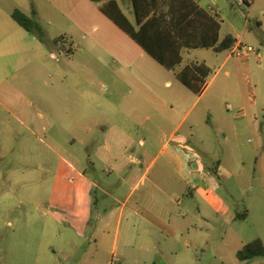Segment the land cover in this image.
<instances>
[{
    "label": "rangeland",
    "instance_id": "rangeland-1",
    "mask_svg": "<svg viewBox=\"0 0 264 264\" xmlns=\"http://www.w3.org/2000/svg\"><path fill=\"white\" fill-rule=\"evenodd\" d=\"M195 1L220 20L221 39L231 35L243 40L246 46L261 49L262 58L236 57L229 51L217 54L211 49L182 54V66L197 62L211 69L206 80L211 86L181 133L188 132L196 119L197 134L207 140L206 146L196 148L222 160L229 172L210 176L228 213L216 214L208 206V246L197 256H185L183 262L264 264V257L243 263L237 259L244 245L256 239L264 243V0ZM15 10L39 23L45 44L11 18ZM93 14V7L79 5V0H0V264H135L134 257H125L123 243L117 255L111 254L110 238L138 178L120 188L118 201L108 198L105 194L119 188L120 182L98 162V144L93 139L104 145L100 129L125 127L134 140L126 155L139 162L125 160L124 172L132 169L140 177L141 152L146 149L151 162L162 147L153 124L162 123L171 131L184 111L191 109L177 103L183 92L191 90L147 54L148 75L139 76L136 67L131 73L107 53L94 50L92 42L98 33L93 31ZM128 17L135 23L133 14ZM140 53L134 52V59ZM248 58L251 65H240ZM250 98L258 106L252 107ZM229 105L234 111H228ZM153 107L162 109L163 118L155 115ZM208 107L214 108V120L207 114ZM146 116L152 121L146 122ZM89 125L93 132L84 133L81 127ZM212 127L219 129L217 136ZM142 139H147L145 148ZM93 163H98L97 178ZM81 168L87 170L90 181L81 179ZM156 172L140 184L128 208L151 188ZM173 183L181 185L168 177L165 186ZM180 200L181 196L176 202ZM184 200L190 201L187 195ZM99 212L104 215L99 231L105 238L104 254L92 259L87 252L92 249L90 239ZM238 215L245 219H236ZM225 232L226 244L220 240ZM194 234L196 240L204 237ZM192 241L188 245L195 246Z\"/></svg>",
    "mask_w": 264,
    "mask_h": 264
},
{
    "label": "crops",
    "instance_id": "crops-1",
    "mask_svg": "<svg viewBox=\"0 0 264 264\" xmlns=\"http://www.w3.org/2000/svg\"><path fill=\"white\" fill-rule=\"evenodd\" d=\"M117 1L127 17L133 14L135 18L132 0ZM92 3L90 0H79V5H89L95 11V14L92 16L94 18L92 27L94 26L93 31L95 30L98 34L92 42L93 49L107 53V55L117 60L119 65L127 67L129 72L132 73L133 68L136 67L139 76H147L149 63L144 58L146 57V53L144 51L141 53L137 52L133 45L134 41L132 42L125 33L101 12L100 8L105 2L99 4L94 3L95 6ZM76 8H79V6ZM80 14L90 18L89 14L86 16L84 12H80ZM128 19L130 18L128 17ZM97 25L100 29H97ZM86 36H83L84 40L87 38ZM237 41L236 46L239 43L244 44L243 40L237 38ZM233 49L229 52L232 53ZM134 52L140 53L138 58L134 59ZM230 58L231 55L227 58V61ZM191 64L199 63H190L182 66V62L178 69L169 71H173L177 77L182 69ZM244 64L251 65L250 58L240 62V65L243 66ZM227 76H230V74L227 73ZM15 77L17 78L18 75ZM250 80L251 77L247 75V83ZM1 83L2 80H0ZM210 86V83H206L200 95H196L190 91L191 93L183 92L182 96H179L181 101L177 102L179 104L178 107L190 106L191 109L184 111L185 114L171 131H168L162 123L153 124V127L160 132V143H162V147L159 154L151 162L149 161L148 151L144 149L141 152L142 163L140 177H137L138 171L135 172L132 169L127 174L124 172L125 160H128L130 163L139 162L126 155L128 150L133 147L134 140L132 133H129L125 127L112 125L109 130L104 128L100 129V132L105 136L104 145L98 143L99 139H93V144H98L99 151L96 153L98 162L106 166L108 171L106 170L105 172L109 173L110 177L116 176L120 182L119 188H115L112 193L105 194L108 198L118 201L117 194L120 188L132 182L135 178H138V181L127 195L126 202L120 211L119 221L115 222L114 235L110 238L112 241L110 250L114 256L119 251V244L123 243L125 257H134L135 264H145L147 261H151V264H184L183 258L185 256H197L200 250L203 251L208 246V206L216 214L225 216L228 213V207L225 202L215 194V191L218 190L217 183L211 180L213 176L212 170H217L218 176L222 177L229 173L225 164L219 158L215 159L214 155L204 152L205 156H210L208 159L201 150L199 151L196 148V146L204 147L207 144L206 138L197 134L199 125L196 123V119L192 120L188 132L181 133V130L186 125L195 107L208 93ZM249 100L252 107L258 106L255 100L252 98ZM151 110L155 112L157 117L163 118L164 115L161 108L153 107ZM240 110L246 116L245 110L242 108ZM213 112L214 108L208 107L207 114L212 120L215 119ZM145 119L146 122L152 121L150 116H146ZM138 126L143 127V125ZM81 129L84 133L87 132V134L93 132V128L90 125L86 127L82 126ZM43 130L46 131V127ZM218 130L217 127L214 128L216 136ZM144 131L149 132L146 126ZM141 141L142 147L145 148L147 139H142ZM161 157L164 158L163 163L161 166L156 167ZM97 164L93 163L91 167L93 173H96L93 175L95 178L98 177ZM40 168L43 169L44 164H41ZM83 169L81 168L79 171L81 179L84 182L90 181L91 177L87 175V170ZM154 169H157V172L151 182V188L147 189L144 195L139 197L137 199L138 201H135L134 204L131 203L130 208H128L127 203L132 201L139 190L140 184L146 182V179H148V176H150ZM168 177L170 179H176L181 185L175 186V183H173L166 187ZM94 185L97 187V183H94ZM185 195L189 197V202L185 203ZM213 195L216 196L215 200L213 199ZM180 196L181 200L176 202V199ZM126 209L129 211V214L127 215L126 222H123ZM191 214L194 215L191 216ZM97 219L99 222L94 224L95 230L90 239L93 242L91 245L92 249L87 252V255L92 253V259H99L100 253L104 254V248L101 244L105 238H103L104 234L99 232L102 228L104 215L99 212ZM198 220L202 222H198ZM108 223L111 224V222ZM194 233H201L204 237L196 240V234ZM189 239L191 241L194 240L192 242L195 246L188 245ZM220 240L221 243L226 244L227 232H225L224 237L222 236ZM105 244H107V241Z\"/></svg>",
    "mask_w": 264,
    "mask_h": 264
},
{
    "label": "trees",
    "instance_id": "trees-1",
    "mask_svg": "<svg viewBox=\"0 0 264 264\" xmlns=\"http://www.w3.org/2000/svg\"><path fill=\"white\" fill-rule=\"evenodd\" d=\"M90 1L97 4L105 2L101 12L167 70H175L182 64L184 50L211 49L220 54L231 51L238 42L231 35L221 39L220 20L194 0H132L135 23L123 13L117 0ZM11 17L45 44L44 31L35 19L19 10H15ZM33 17H36L35 11ZM210 74L211 69L207 65L191 64L177 77L188 89L200 93ZM212 174L218 176L217 170H212ZM236 219L245 217L238 215ZM260 257H264V243L260 239L244 245L237 253V259L242 263Z\"/></svg>",
    "mask_w": 264,
    "mask_h": 264
},
{
    "label": "built area",
    "instance_id": "built-area-1",
    "mask_svg": "<svg viewBox=\"0 0 264 264\" xmlns=\"http://www.w3.org/2000/svg\"><path fill=\"white\" fill-rule=\"evenodd\" d=\"M261 49L259 48H254L250 46H246L243 43H239L232 51V56L236 57H242L246 58L249 57V55L254 54L256 55L259 59L262 58V54L260 52ZM228 111H234L233 107L231 105L228 106Z\"/></svg>",
    "mask_w": 264,
    "mask_h": 264
}]
</instances>
